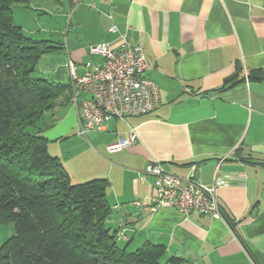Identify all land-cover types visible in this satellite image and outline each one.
Returning <instances> with one entry per match:
<instances>
[{"label":"crops","instance_id":"0c3cea01","mask_svg":"<svg viewBox=\"0 0 264 264\" xmlns=\"http://www.w3.org/2000/svg\"><path fill=\"white\" fill-rule=\"evenodd\" d=\"M23 4L35 25L62 33V41L39 39L60 46L50 52H59L62 60L49 80L69 85V59L78 73L100 62L88 52L97 43L113 49L124 39L139 43L154 64L146 71L160 93L153 111L113 117L102 130L83 136L77 134L75 107L61 98L69 123L53 137L44 131L56 144L52 150L47 142L48 151L61 160L70 180L106 179L111 212L105 223L117 231L118 244L134 250L145 241L158 243L165 258L177 256L184 264H264V77L245 76L264 74V0ZM229 79L236 81L226 84ZM130 127L137 140L108 152L106 146ZM155 161L204 185L220 181V216L134 204L149 199L153 177L145 168ZM13 234V223H0V245Z\"/></svg>","mask_w":264,"mask_h":264},{"label":"trees","instance_id":"16d2710c","mask_svg":"<svg viewBox=\"0 0 264 264\" xmlns=\"http://www.w3.org/2000/svg\"><path fill=\"white\" fill-rule=\"evenodd\" d=\"M24 1L0 0V223L14 224L0 245V264H184L165 258L158 243L134 250L118 244L117 231L105 223L106 179L73 184L48 151L42 131L69 85L32 75L41 56L60 46L13 24L14 7Z\"/></svg>","mask_w":264,"mask_h":264},{"label":"built area","instance_id":"2783aa9c","mask_svg":"<svg viewBox=\"0 0 264 264\" xmlns=\"http://www.w3.org/2000/svg\"><path fill=\"white\" fill-rule=\"evenodd\" d=\"M88 52L101 58L100 62L76 71L72 60L66 62L69 73V90L66 98L77 113V134L86 135L92 130H102L111 118L124 119L153 111L160 104L158 85L146 75L154 66L139 43L126 39L113 49L106 43L91 44ZM247 76V73H245ZM137 140L135 128L106 146L108 152L128 148ZM145 172L153 177L152 191L147 201L135 200L142 209L155 211L160 207L177 209L183 215L191 213L220 216L217 179L204 185L193 176H179L167 170L161 162L148 164Z\"/></svg>","mask_w":264,"mask_h":264},{"label":"rangeland","instance_id":"374dc122","mask_svg":"<svg viewBox=\"0 0 264 264\" xmlns=\"http://www.w3.org/2000/svg\"><path fill=\"white\" fill-rule=\"evenodd\" d=\"M26 11H27V8L24 6L23 3L17 4L14 7L13 19H12L13 24L16 26H21L22 30L24 31L26 35L34 37L35 39L51 38L54 41L63 40V36L60 31H54L52 27L44 25V23L42 25H35L34 20L30 21L31 19L26 16ZM29 30H31L32 32ZM61 60H62L61 54H59V52L44 54L43 56H41V58L38 60L37 64L35 65V69L32 72V75L34 77L52 79L53 69L55 68L57 63L60 62ZM67 107L64 105L61 106L57 104L56 107L52 111L54 114L53 117L49 118V116H47V119H48L47 121L50 122L49 128L44 130L48 133L47 136L53 137V136L59 135L61 134L59 132L63 131L62 129H65L66 124L69 123L68 119L65 120V117L67 116L66 114ZM61 126H62V129L60 131L59 129ZM44 131H42L43 136H45ZM46 139H47V142L52 143V150H53V148L56 147L55 146L56 144L54 145L55 142L48 141L49 140L48 138ZM75 180L76 179H74V177H71V183L73 184L79 183V182H76Z\"/></svg>","mask_w":264,"mask_h":264}]
</instances>
